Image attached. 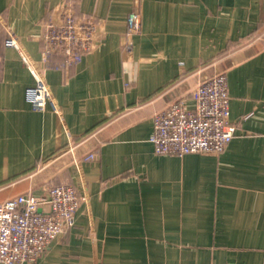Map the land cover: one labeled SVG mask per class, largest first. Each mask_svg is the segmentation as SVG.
<instances>
[{
  "label": "crops",
  "instance_id": "1",
  "mask_svg": "<svg viewBox=\"0 0 264 264\" xmlns=\"http://www.w3.org/2000/svg\"><path fill=\"white\" fill-rule=\"evenodd\" d=\"M68 4L94 39L62 66L42 35ZM8 29L59 112L26 99L34 78ZM220 72L236 125L225 149L155 154L153 114L191 106ZM60 183L82 196L75 222L33 264H264V0H0V203Z\"/></svg>",
  "mask_w": 264,
  "mask_h": 264
},
{
  "label": "built area",
  "instance_id": "2",
  "mask_svg": "<svg viewBox=\"0 0 264 264\" xmlns=\"http://www.w3.org/2000/svg\"><path fill=\"white\" fill-rule=\"evenodd\" d=\"M141 14L133 7L126 18L123 51L132 53V39L140 32ZM94 24L79 18L65 5L59 22H49L42 35L43 54L62 55V66L78 62L92 48ZM5 45L18 50L34 82L26 88V99L34 110L58 105L46 82L43 68L22 48L8 29ZM192 105L181 99L155 112L149 141L158 155L221 153L232 139L236 125L229 120L226 76L216 73L200 81L191 92ZM90 157L92 154L89 155ZM82 196L69 183L50 185L40 194L21 193L0 203V264H33L47 246L75 222Z\"/></svg>",
  "mask_w": 264,
  "mask_h": 264
}]
</instances>
